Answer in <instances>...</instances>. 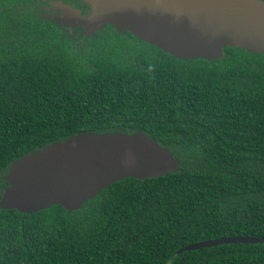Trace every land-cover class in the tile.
Returning <instances> with one entry per match:
<instances>
[{"label": "trees", "instance_id": "obj_1", "mask_svg": "<svg viewBox=\"0 0 264 264\" xmlns=\"http://www.w3.org/2000/svg\"><path fill=\"white\" fill-rule=\"evenodd\" d=\"M36 1L0 0V199L13 161L80 133L140 131L180 170L70 213L0 209V264H264V55L179 60L111 24L84 37ZM224 238L259 241L185 250Z\"/></svg>", "mask_w": 264, "mask_h": 264}, {"label": "water", "instance_id": "obj_2", "mask_svg": "<svg viewBox=\"0 0 264 264\" xmlns=\"http://www.w3.org/2000/svg\"><path fill=\"white\" fill-rule=\"evenodd\" d=\"M83 1L89 16L67 5L80 19L65 25L83 26L86 35L111 24L179 60L220 59L225 47L264 55L261 0ZM179 170V160L140 131L80 133L13 161L4 176L8 187L0 209L34 214L59 205L70 213L123 179H153ZM258 241L224 238L185 250Z\"/></svg>", "mask_w": 264, "mask_h": 264}, {"label": "rangeland", "instance_id": "obj_3", "mask_svg": "<svg viewBox=\"0 0 264 264\" xmlns=\"http://www.w3.org/2000/svg\"><path fill=\"white\" fill-rule=\"evenodd\" d=\"M66 6L67 4H65L64 2H58V3L53 2L49 4H39L37 8H38V12L41 15H47L49 17H53V19L58 20L63 26H67L65 25V23L68 21L79 22L80 17L73 15L74 11H70L68 8H66ZM80 16L87 17L89 16V14L86 16H83L81 15V12H80ZM73 19L75 20L73 21Z\"/></svg>", "mask_w": 264, "mask_h": 264}, {"label": "flooded vegetation", "instance_id": "obj_4", "mask_svg": "<svg viewBox=\"0 0 264 264\" xmlns=\"http://www.w3.org/2000/svg\"><path fill=\"white\" fill-rule=\"evenodd\" d=\"M53 2H64L63 0H38V1H36V3H35V5L33 6V9L38 13V14H40L39 12H38V8H37V6L39 5V4H49V3H53ZM65 4H67V5H69V6H72V8L73 9H79V10H81V15H83V16H86V15H88V14H90V10H88L86 7H85V9L84 8H78L77 6H75V5H71V4H68L67 2H64ZM42 16H47V15H42ZM47 17H49V16H47ZM51 19H53V17H50ZM54 20V19H53ZM57 21V20H56ZM59 22V21H58ZM61 24V23H60ZM62 25V24H61ZM66 27V26H65ZM75 27H81L82 29H83V35H84V37H87L89 34H85V28L83 27V26H75ZM69 28H71V27H69ZM94 33V32H93ZM91 34V33H90Z\"/></svg>", "mask_w": 264, "mask_h": 264}]
</instances>
